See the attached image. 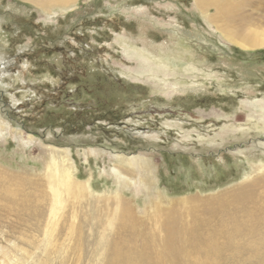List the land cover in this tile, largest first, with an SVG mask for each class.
I'll list each match as a JSON object with an SVG mask.
<instances>
[{
	"label": "rangeland",
	"instance_id": "374dc122",
	"mask_svg": "<svg viewBox=\"0 0 264 264\" xmlns=\"http://www.w3.org/2000/svg\"><path fill=\"white\" fill-rule=\"evenodd\" d=\"M215 13L195 0H0L3 247L25 264H107L118 244L148 264L142 244L167 217L188 223L245 184L264 163V46L232 38L264 32V18L245 29ZM120 196L139 228L122 232ZM261 252L243 260L264 264Z\"/></svg>",
	"mask_w": 264,
	"mask_h": 264
},
{
	"label": "bare ground",
	"instance_id": "6f19581e",
	"mask_svg": "<svg viewBox=\"0 0 264 264\" xmlns=\"http://www.w3.org/2000/svg\"><path fill=\"white\" fill-rule=\"evenodd\" d=\"M195 1L199 9L205 10V8L209 6L214 7L216 9L215 19L217 22L221 23V25H223L224 20H226L233 24H237L234 22H238V27L246 29V26L254 27L263 22L261 19L264 17H259L257 14H253L250 11L247 12V10L253 7L251 5L259 4L264 6V0ZM252 30L250 29L247 35L244 32L245 36H234L232 40L236 39L241 41L242 43H239V45L246 48L263 47V30ZM260 146L262 147L260 150L264 151V145ZM64 182L65 181L60 179V184H64ZM76 184L82 191L88 187V184ZM39 193L41 194L40 191ZM120 201L125 205L121 219L122 232L124 233V231H127L130 227L132 229L139 228L142 225V221L132 216L133 211L131 210L129 202L121 196ZM204 204V207L194 212L196 218L189 221L191 224L189 222L187 223L182 218H178V216L167 217L163 223L161 222L162 231L165 235L163 236L160 234L163 237L158 238L157 235L153 234L151 237L147 238L148 241L143 242L142 245L145 251L143 253L149 255L147 257H142V259L146 261L150 258V260L147 261L148 264H192V256L195 255L196 257V255H198L201 256V258H198L197 264H246L247 261H244L245 254H247V256L248 253L253 255L255 252H258L259 255L262 254L260 251L264 249V163L257 165L254 168V174L248 177L245 184L237 188L230 196L222 198L219 196L212 200L209 199L206 200ZM40 214L42 215L44 212L42 211ZM32 220H34V222L36 221L35 229H41L43 217L39 219L33 217ZM14 230H17V228L14 227ZM0 234L2 238L10 235L7 231H2ZM51 235L53 234L51 233ZM52 237L53 236H50V238ZM157 238L162 242L163 248L160 251L149 249L150 246L153 247L155 245L154 243ZM177 245L181 246V249H191L190 253L183 255L175 252ZM15 249H8L0 244V264H25L24 260L29 256L17 254ZM121 249L122 247L118 244H114L107 252L110 256L108 257L111 259L109 260L110 263L108 262L109 264H118L120 262H126L127 264L128 259L125 254L121 252ZM106 257L107 256H105V258ZM259 261H264V257H260Z\"/></svg>",
	"mask_w": 264,
	"mask_h": 264
}]
</instances>
